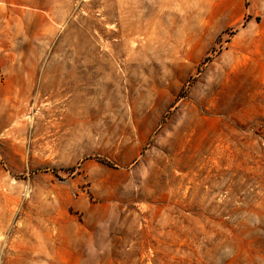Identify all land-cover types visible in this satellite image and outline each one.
Segmentation results:
<instances>
[{"label":"rangeland","instance_id":"1","mask_svg":"<svg viewBox=\"0 0 264 264\" xmlns=\"http://www.w3.org/2000/svg\"><path fill=\"white\" fill-rule=\"evenodd\" d=\"M0 264H264V0H0Z\"/></svg>","mask_w":264,"mask_h":264}]
</instances>
